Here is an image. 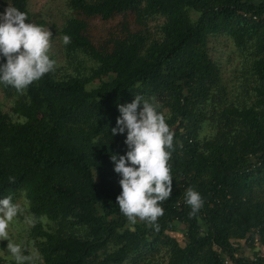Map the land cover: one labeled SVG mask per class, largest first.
<instances>
[{"label": "trees", "instance_id": "trees-1", "mask_svg": "<svg viewBox=\"0 0 264 264\" xmlns=\"http://www.w3.org/2000/svg\"><path fill=\"white\" fill-rule=\"evenodd\" d=\"M1 1L32 22L30 0ZM68 8L60 35L71 43L62 46L71 63H90L86 73L54 67L22 93L0 83L16 97L17 117L0 110V196L16 202L25 192L36 221L29 238L41 258L34 264H225L224 256L253 264L240 245L256 230L264 244V0H69ZM119 14L140 26L163 18L160 35L125 22L122 35L95 45L89 20ZM219 35L248 59V102L227 99L209 54ZM134 95L154 98L174 133L172 194L160 202L157 227L139 220L130 227L116 201L110 155L127 147L111 128L117 105ZM206 124L216 133L202 139ZM188 187L204 200L196 216L184 202Z\"/></svg>", "mask_w": 264, "mask_h": 264}, {"label": "clouds", "instance_id": "clouds-1", "mask_svg": "<svg viewBox=\"0 0 264 264\" xmlns=\"http://www.w3.org/2000/svg\"><path fill=\"white\" fill-rule=\"evenodd\" d=\"M52 38L49 29L28 21L26 12L10 6L0 12V83L22 93L54 71L56 61L49 55ZM62 43L69 45L70 35H63ZM117 108L119 116L111 136L124 135L127 147L124 154L110 155L121 187L117 205L130 227L138 220L157 227L156 221L164 212L160 202L172 194L169 160L174 133L154 98L134 95L131 102L118 104ZM184 202L190 206V216H196L204 204L200 192L192 187L184 192ZM23 214L12 195L0 196V241H7V254L15 264H34V258L25 253L23 242L14 241L9 232L12 222ZM25 220L29 225L36 222L30 216H25Z\"/></svg>", "mask_w": 264, "mask_h": 264}, {"label": "rangeland", "instance_id": "rangeland-1", "mask_svg": "<svg viewBox=\"0 0 264 264\" xmlns=\"http://www.w3.org/2000/svg\"><path fill=\"white\" fill-rule=\"evenodd\" d=\"M68 2L69 0H30L28 8L32 15V23L37 24L38 21H44L46 22V26L44 27L52 32V46L49 50V55L56 61L55 67L60 69V74L76 75L78 72L85 74L86 70H84V67L90 65V63H71L67 59L62 46L60 31L70 12ZM8 6L0 0V12H3ZM163 21V18L155 17L148 20L145 26H140L135 23L136 19L132 14L128 16L119 14L108 21L93 18L88 22V33L95 45H105L106 41L112 36L123 34L122 26L127 22L132 31H142L152 39L160 35L159 29ZM209 54L211 59L221 68L222 82L227 89L228 101L239 105L253 98L254 92L252 88L254 86V78L250 71L248 59L235 47L231 39L221 35L210 38ZM15 100L16 97L6 96L0 87V110L3 113L9 114L13 119L17 118L11 111ZM215 133L214 128L210 124H206L201 132V138H211ZM16 203L21 206L24 214L15 219L10 225V236L14 241L23 242L25 253L33 257L34 262L40 261V253L37 251L34 242H31L29 238V230L32 225H29L25 220V216L32 217L25 192L20 193ZM44 223L47 224V220L44 219ZM50 226L54 228L55 224L50 223ZM6 245V240L0 241V257L8 262L14 261L7 254ZM138 264H142V262Z\"/></svg>", "mask_w": 264, "mask_h": 264}, {"label": "built area", "instance_id": "built-area-1", "mask_svg": "<svg viewBox=\"0 0 264 264\" xmlns=\"http://www.w3.org/2000/svg\"><path fill=\"white\" fill-rule=\"evenodd\" d=\"M241 244L249 252L247 255L241 251L243 256L252 261L253 264H264V244L258 230L254 231L252 239L243 241ZM224 260L225 264H232L228 257L224 256Z\"/></svg>", "mask_w": 264, "mask_h": 264}, {"label": "crops", "instance_id": "crops-1", "mask_svg": "<svg viewBox=\"0 0 264 264\" xmlns=\"http://www.w3.org/2000/svg\"><path fill=\"white\" fill-rule=\"evenodd\" d=\"M241 251L244 253V254H247L248 255V251L246 249H244V247L242 246L241 244V247H240Z\"/></svg>", "mask_w": 264, "mask_h": 264}]
</instances>
